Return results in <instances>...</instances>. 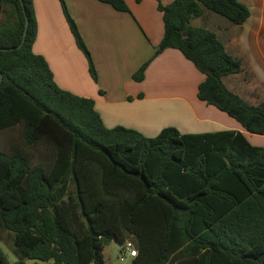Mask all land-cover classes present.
Here are the masks:
<instances>
[{"label":"trees","instance_id":"1","mask_svg":"<svg viewBox=\"0 0 264 264\" xmlns=\"http://www.w3.org/2000/svg\"><path fill=\"white\" fill-rule=\"evenodd\" d=\"M129 12L124 0H97ZM234 17L236 0H217ZM78 49L96 68L76 22L60 0ZM180 0L159 4L165 50L182 53L205 76L198 99L264 136V102L253 106L224 83L242 72L216 32L195 44L172 28ZM5 7L14 23H1ZM26 13H24V9ZM0 240L18 256L0 264H105L112 241L135 243L130 264H264V148L234 131L182 134L164 129L148 139L107 129L93 100L58 87L47 61L33 51L38 24L33 0H0ZM149 63L134 76L142 82Z\"/></svg>","mask_w":264,"mask_h":264},{"label":"crops","instance_id":"2","mask_svg":"<svg viewBox=\"0 0 264 264\" xmlns=\"http://www.w3.org/2000/svg\"><path fill=\"white\" fill-rule=\"evenodd\" d=\"M90 51L98 80L78 49L60 0H33L38 34L33 46L54 74L58 87L93 100L107 129L123 127L148 139L164 129L182 134L221 131L242 133L254 147L264 148V136L248 133L226 113L198 99L205 81L180 51L154 57L164 37L158 6L176 0H124L129 12H117L97 0H63ZM249 11L238 19L217 0H180L172 28L191 44L214 31L227 51L242 62V72L224 79L229 90L247 103L264 102V0H236ZM149 63L142 82L133 76Z\"/></svg>","mask_w":264,"mask_h":264},{"label":"rangeland","instance_id":"3","mask_svg":"<svg viewBox=\"0 0 264 264\" xmlns=\"http://www.w3.org/2000/svg\"><path fill=\"white\" fill-rule=\"evenodd\" d=\"M10 12H11L10 8L5 7L2 20H1L2 25L14 23L13 17L10 14ZM17 135H18L17 131H12V132L0 135V148L5 149L8 142L14 141L17 138ZM0 248L2 252L5 254L6 258L11 263H15L19 261L18 256L11 250L10 247H8L1 240H0ZM122 249H123V245L118 243L117 241H112L111 243H109L105 247L104 252H103L105 264H130L131 260L129 258H127L124 262H121L119 260ZM33 263L34 262H28V264H33ZM38 264H53V262H38Z\"/></svg>","mask_w":264,"mask_h":264},{"label":"built area","instance_id":"4","mask_svg":"<svg viewBox=\"0 0 264 264\" xmlns=\"http://www.w3.org/2000/svg\"><path fill=\"white\" fill-rule=\"evenodd\" d=\"M139 252L135 245V243L132 240H127L123 244V249L121 251V255L119 257V260L121 262H124L127 258L130 260L136 258L138 256Z\"/></svg>","mask_w":264,"mask_h":264},{"label":"water","instance_id":"5","mask_svg":"<svg viewBox=\"0 0 264 264\" xmlns=\"http://www.w3.org/2000/svg\"><path fill=\"white\" fill-rule=\"evenodd\" d=\"M21 3H22V5H23V0H21ZM23 9H24V13H26L24 7H23ZM28 27H29V22H28V20H26V25H25V30H24L23 39H22L21 44H20L17 48H0V52H10V51L20 50V49L23 47V45H24V43H25V41H26L27 33H28ZM1 82H2V76H1L0 85H1Z\"/></svg>","mask_w":264,"mask_h":264}]
</instances>
